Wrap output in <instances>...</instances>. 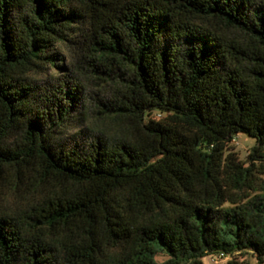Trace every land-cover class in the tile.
Here are the masks:
<instances>
[{
	"label": "trees",
	"instance_id": "obj_1",
	"mask_svg": "<svg viewBox=\"0 0 264 264\" xmlns=\"http://www.w3.org/2000/svg\"><path fill=\"white\" fill-rule=\"evenodd\" d=\"M257 162L264 0H0V264L260 262Z\"/></svg>",
	"mask_w": 264,
	"mask_h": 264
},
{
	"label": "rangeland",
	"instance_id": "obj_2",
	"mask_svg": "<svg viewBox=\"0 0 264 264\" xmlns=\"http://www.w3.org/2000/svg\"><path fill=\"white\" fill-rule=\"evenodd\" d=\"M55 47H52V50H54ZM56 50V49H55ZM59 58L62 65L66 67V70L58 71L57 69H48L42 74L41 76H34L33 79H35L37 82L42 80L50 79L51 77L57 75V74H67V68L71 62V59L67 54H65L62 50L59 52ZM88 90H92L91 86H88ZM87 106V101H80L78 102L75 110L72 112L71 116L68 118V120L64 123V125L61 127V129L57 132L55 135V140L58 143H73V142H84L89 139V137L92 135V117L84 112L82 110L83 107ZM155 118H160V115L158 113H153L151 115ZM256 145L255 139L253 137H250L246 135L245 133H238L234 136V141L232 142L231 147L234 149V152L237 154L238 158L241 161L246 162L247 161V155L251 148H253ZM256 165H263L264 162H257ZM263 177V176H261ZM245 258L249 261L250 264H264V255L262 256V259L260 262L256 261L253 254L248 253L245 255Z\"/></svg>",
	"mask_w": 264,
	"mask_h": 264
},
{
	"label": "built area",
	"instance_id": "obj_3",
	"mask_svg": "<svg viewBox=\"0 0 264 264\" xmlns=\"http://www.w3.org/2000/svg\"><path fill=\"white\" fill-rule=\"evenodd\" d=\"M223 261H225V257L222 253L217 254V255L208 256L206 258L207 264H220Z\"/></svg>",
	"mask_w": 264,
	"mask_h": 264
}]
</instances>
